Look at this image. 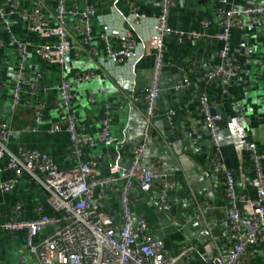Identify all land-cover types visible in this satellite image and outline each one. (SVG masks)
I'll return each instance as SVG.
<instances>
[{
	"label": "crops",
	"instance_id": "obj_1",
	"mask_svg": "<svg viewBox=\"0 0 264 264\" xmlns=\"http://www.w3.org/2000/svg\"><path fill=\"white\" fill-rule=\"evenodd\" d=\"M14 2L19 3V8L10 13ZM130 3L141 16L138 21ZM38 4L47 22L54 26L53 0H0V10L7 14L0 20V121L9 128V151L17 154L21 147L37 150L51 156L61 170L74 168L68 133L64 128L51 132L53 124L63 119L57 86L66 78L72 84V105L81 135L97 138L103 129L106 106L112 108L110 140H96L93 148L85 147L83 158H88V153L101 156L104 176L108 175L110 160L128 168L133 147L145 140V104L134 103L133 99L148 89L152 79L155 50L150 40L162 14L163 1L68 0V7L91 6L96 15L91 20L92 39L86 52L76 55L71 51L63 65L50 64L39 56L38 47L53 43L54 38L30 32L27 20L19 15L32 12ZM263 5L264 0H176L168 13L170 33L163 38L165 63L157 111L143 162L148 167L156 164L174 186L167 191L168 209L163 210L159 181L148 192L134 184L131 193L135 202L131 209L135 221H148L151 239L163 242L172 256H177L184 244L194 246L191 264H212L217 255L227 258L237 241L226 222L233 210L226 192V174L215 173L212 168L213 141L198 102L200 94H206L222 115L218 124L219 157L234 177L237 192L247 200H257L259 196L249 146L256 144L264 168V18L260 26L245 18L242 27L232 30L229 60L237 69L236 76L226 82L210 79L208 74L222 63L219 51L223 45L215 38L221 29L220 12ZM66 21L70 40L73 44L80 42L82 34L77 30L75 17L68 15ZM106 28L119 32V36L110 38L114 50H121L128 36L135 41L136 55L129 63L113 67L107 59L102 40ZM18 41L28 44L29 54L24 60L19 55ZM22 62L26 83L20 104L13 110ZM87 72L94 73V78L77 81L79 74ZM31 83L36 84L34 91ZM37 104L42 106L39 121L35 119ZM7 161L6 156L0 160V178L4 182L15 179ZM124 185L122 180L109 185L106 196L97 199L99 206L119 214L118 193ZM39 207L47 215H56L48 203V192L27 173L19 177L9 193L0 190V264H37L25 246L26 233L3 230L1 224L12 218L33 219ZM237 207L246 230L250 207L244 201H239ZM50 232L51 228H45L38 237ZM245 260L264 264V241L250 247Z\"/></svg>",
	"mask_w": 264,
	"mask_h": 264
},
{
	"label": "built area",
	"instance_id": "obj_2",
	"mask_svg": "<svg viewBox=\"0 0 264 264\" xmlns=\"http://www.w3.org/2000/svg\"><path fill=\"white\" fill-rule=\"evenodd\" d=\"M56 4L55 22L51 26L45 19L44 10L40 4L32 12H22L19 15L27 20L30 32L44 38H54L53 43H46L37 49L39 56L50 64L63 65L71 51L76 55L84 53L92 39L91 20L95 17V10L88 6L79 9L77 6L68 7V0H53ZM133 1V0H131ZM162 14L154 26L155 32L151 36L150 46L155 50V64L152 79L148 89L133 102L143 101L145 104L144 117L146 129L144 141L133 147V160L128 168L119 166L110 160L108 175L101 172V156L88 153V158H83L84 148H93L95 141L107 142L110 140V128L113 123L111 105L105 109L103 129L97 138L81 135L78 129L76 115L73 110V94L71 82L63 78L57 86L60 96V111L63 119L53 124L51 132H58L61 128L68 133L71 141V155L75 166L70 170H61L48 154L37 150L19 148L14 154L7 147L9 128L0 121V160L7 157V168L13 171L15 179L4 182L0 178V190L5 193L12 191L24 173L29 174L39 182L48 192V203L56 215L43 213L42 208H37V217L29 220L10 221L1 224V228L10 232L23 231L26 233L25 246L34 256L37 264H191L190 260L195 253L194 246L184 244L177 256H172L161 241L152 240L149 236L150 227L146 219L135 221L131 206L135 202L131 188L138 184L141 190L148 192L154 182L159 181L162 190L161 208L168 209L165 200L167 191L173 188V182L159 170L156 164L148 167L143 162L147 141L153 128V120L157 111V102L160 91V75L164 66L165 45L163 38L170 33L168 27V13L176 0H162ZM10 13L17 12L19 3L14 2ZM133 17L136 21L141 17L130 3ZM6 12L0 10V20L5 18ZM68 15L75 17L77 30L82 34L80 42L70 40L66 18ZM220 31L215 38L223 47L220 49L222 63L212 69L208 76L210 79L221 78L229 82L237 74L236 67L229 60L230 40L233 28L242 27L245 18L252 19L257 25H262L264 18V5L248 7L243 10L232 8L219 14ZM119 36L117 30L106 28L102 35L105 43L107 59L113 67L129 63L135 58V41L130 36L125 38L121 50L111 47L110 38ZM16 40H14L15 42ZM19 55L22 60L29 54L28 44L17 42ZM90 53L95 54L94 51ZM94 73H83L77 76V81L93 79ZM26 83L25 69L21 63L18 80L15 85L11 107L17 109L21 100L22 86ZM31 90L36 89V84L31 83ZM224 93H227L224 90ZM92 102L94 100H91ZM198 102L213 141L212 168L215 173L226 174L227 197L232 203L233 210L226 217L228 230L236 236V243L232 246L229 256L222 258L217 255L212 264H251L245 260L248 249L264 241V168L263 156L257 151L256 144L249 146V159L253 165L259 196L257 200H247L235 187V179L225 169L220 159V138L218 124L222 115L216 110L206 94L198 96ZM42 106H35V119L39 121ZM122 180L125 185L119 190L118 199L120 213L102 209L97 199L103 198L108 193L109 185ZM239 201L248 203V227L243 229L241 212L237 207ZM18 209V208H17ZM45 228L51 232L45 237H38ZM24 263V259H23Z\"/></svg>",
	"mask_w": 264,
	"mask_h": 264
}]
</instances>
